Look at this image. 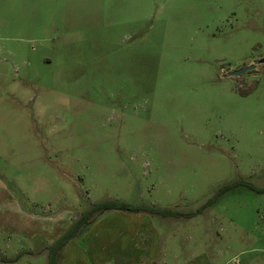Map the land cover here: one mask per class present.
I'll use <instances>...</instances> for the list:
<instances>
[{
  "label": "rangeland",
  "instance_id": "374dc122",
  "mask_svg": "<svg viewBox=\"0 0 264 264\" xmlns=\"http://www.w3.org/2000/svg\"><path fill=\"white\" fill-rule=\"evenodd\" d=\"M261 60L264 0H0V205L65 230L104 200L200 210L149 216L157 264H264ZM24 224L0 259L45 264Z\"/></svg>",
  "mask_w": 264,
  "mask_h": 264
},
{
  "label": "crops",
  "instance_id": "0c3cea01",
  "mask_svg": "<svg viewBox=\"0 0 264 264\" xmlns=\"http://www.w3.org/2000/svg\"><path fill=\"white\" fill-rule=\"evenodd\" d=\"M6 194L4 202L0 205V217L4 221L3 224H0V236L7 239L14 237L13 239H18L23 245L31 243L30 236L14 233L11 228L7 230L8 224L17 226L19 219L24 221L25 224L19 225L17 229H23L28 234L34 231L32 233V237L35 239L33 245H40L41 248L36 255L23 254V256L25 255L27 258L39 256L45 258V264H47L45 249L65 228H58L62 225L57 226L56 224H52L50 227L43 226L40 223L42 221L38 223L35 216H28V214L19 211L9 193ZM153 218L151 219L146 214L106 212L95 220L80 238L66 244L62 259L58 264H157L156 261L163 243L160 229ZM48 231L57 232L49 238ZM41 237L46 240L43 241ZM31 249L28 248L25 252H29ZM0 253L4 255L6 252L0 250ZM22 258L21 255L17 259L5 257L8 262H1V264H16Z\"/></svg>",
  "mask_w": 264,
  "mask_h": 264
},
{
  "label": "trees",
  "instance_id": "16d2710c",
  "mask_svg": "<svg viewBox=\"0 0 264 264\" xmlns=\"http://www.w3.org/2000/svg\"><path fill=\"white\" fill-rule=\"evenodd\" d=\"M225 189V188H224ZM219 195V194H218ZM212 200L206 203V206L211 207ZM118 211L127 214H146L148 216H155L159 218H192L196 213L182 214L172 209L160 208L154 205H127L117 200H104L91 205L89 209L84 211L76 221L71 224L59 237H57L51 244H49L45 251L47 255V264H58L62 259L63 250L66 244L81 237L84 228L90 226L95 219L106 212ZM0 262H8V260L1 258Z\"/></svg>",
  "mask_w": 264,
  "mask_h": 264
},
{
  "label": "water",
  "instance_id": "95a60500",
  "mask_svg": "<svg viewBox=\"0 0 264 264\" xmlns=\"http://www.w3.org/2000/svg\"><path fill=\"white\" fill-rule=\"evenodd\" d=\"M264 62V60H261L259 63ZM255 66L250 65V66H246L240 70H236L234 72H231L230 74H228L229 77H234V76H240L242 74H244L245 72L251 71L254 69Z\"/></svg>",
  "mask_w": 264,
  "mask_h": 264
}]
</instances>
